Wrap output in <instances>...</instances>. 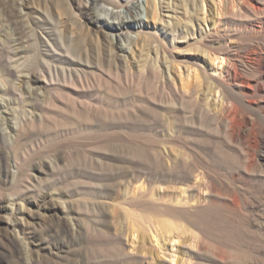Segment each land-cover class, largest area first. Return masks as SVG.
I'll list each match as a JSON object with an SVG mask.
<instances>
[{
  "label": "bare ground",
  "instance_id": "bare-ground-1",
  "mask_svg": "<svg viewBox=\"0 0 264 264\" xmlns=\"http://www.w3.org/2000/svg\"><path fill=\"white\" fill-rule=\"evenodd\" d=\"M191 1L194 5L186 16L190 25H183L179 21V15L184 14L177 9L175 0H159L153 9L151 0H145V22L139 17L140 0H65L66 4L61 1L53 4V20L42 15V18L40 16L34 22L50 42V45L40 42L35 51L32 50L31 37L23 20L14 21L18 34L17 44L13 47L5 46L0 62L5 67L4 71L9 73L15 70L10 66L14 57L26 62L32 58V63H26L21 69L26 70L25 73L19 71L16 76L26 84V93L38 87L42 90L43 98L38 99L41 92L36 93L33 96L35 102L30 103L27 110L29 115L14 125L11 124L13 113L8 104L0 102V113L3 114L0 120L10 121V135L7 136L9 143L6 146L9 151L19 145L30 146L46 139L51 128H56L63 136L73 134L77 129H92L99 133L106 128L112 140L118 141L128 131L146 130L151 137L146 148L138 147L142 142L128 139L129 146L114 147L109 151H92L80 165V177L93 181L104 176L103 169L110 171L119 167L132 170L130 177L133 183L125 190L120 203L123 211L128 216L136 217L140 224L144 222L153 226L157 222L166 231L189 227L204 233L205 217L218 215L221 211L242 214L236 204V178L247 175L255 167L264 169V131L261 132L256 149L249 147L247 125L253 123V120L246 118V110L252 107L247 98L254 96L259 99L255 108L257 116L264 120V62L259 61L257 65L251 66L243 54L234 53V46L229 44V40L241 34L229 31L227 27V30L220 29L216 22L209 32H205L198 18L197 0ZM221 2L219 0L217 3L219 11L224 6H221ZM235 2H240L248 14L260 20L258 24L251 23L250 27L245 25L251 32H258L264 38V0ZM254 3H258V6ZM232 4L234 0H228V9ZM127 6L129 17L122 13V8ZM24 7V15L28 16L26 3ZM99 11L105 12L113 20L112 23H107ZM260 16L263 19H259ZM87 23L103 28L96 34L99 42L96 46L84 36L91 32ZM187 27L194 29L188 38L189 44L197 43L196 46L209 50L211 54L219 52L222 60L226 59L228 64L234 65V70L227 67L217 75L200 70L203 81H208L206 89L219 92L223 98L222 106L215 112L203 104L196 83L191 82L183 90L173 85L169 76H165V73L169 75L173 70L172 60L176 54L169 42L180 43L179 36L184 31L190 34ZM176 34L178 37L174 39L172 36ZM177 48L181 51L183 59L180 62L184 68L188 64H197V59L201 58L198 47L191 58L185 51L186 47ZM260 58L262 56L255 52L252 59L256 61ZM114 70L146 72L124 71L119 74ZM152 70H164L161 81L164 102L157 103L151 98L133 93L122 98L121 90L134 89L140 92L141 83H154L157 74ZM250 82L251 87L248 86ZM101 88H105V92ZM246 88H250V91ZM4 91L0 87L1 96ZM47 91H52L53 97L45 95ZM202 93L204 95L205 91ZM21 97L18 95L15 100ZM123 100H129L133 106L141 103L150 105V124L146 128L138 126L135 120L129 124L121 121L119 103ZM163 103L165 106L161 105ZM185 108L190 109L192 117L188 116ZM235 119L242 121V124L236 126L233 123ZM206 127L212 129L207 130ZM1 132L6 134V131ZM220 150L226 151L238 161L231 168L232 174L229 176L213 165L223 157ZM26 190H36V185L28 181ZM15 195L5 199L11 208H1L21 212L18 207L13 208ZM35 199L42 209L55 208V205L46 203L42 191L35 194ZM118 242L117 239L113 241L114 249L118 248ZM131 258L140 264L146 261L140 255Z\"/></svg>",
  "mask_w": 264,
  "mask_h": 264
},
{
  "label": "rangeland",
  "instance_id": "rangeland-1",
  "mask_svg": "<svg viewBox=\"0 0 264 264\" xmlns=\"http://www.w3.org/2000/svg\"><path fill=\"white\" fill-rule=\"evenodd\" d=\"M61 1L66 4L65 0H0V61L5 46L13 47L17 44L18 34L14 21L23 20L25 23L33 51L40 46V42L50 45L48 38L41 33L34 22L40 16L42 18V15L50 21L53 20L51 15L53 4L56 5ZM158 1L151 0L152 9ZM191 2V0H175L177 9L184 14L179 15V21L183 25L188 23L186 16L194 5ZM25 3L28 7V16L24 15ZM217 3L219 0H197L198 18L202 21L201 28L209 32L212 24L216 22L220 29L227 27L229 31L241 34L240 37L229 40V44L234 46V53L243 54L245 61L251 66L257 65L259 61L264 62L263 35L248 29L251 23L258 24L260 20L254 19L241 3H236L235 0L229 9L228 0H222L221 6H224L221 11L217 9ZM140 5L139 17L145 22L147 7L145 0H140ZM254 5L258 6V3ZM128 7H123L122 13L129 17L126 12ZM98 8L101 9L100 6ZM224 11H227L228 15ZM99 14L107 23H112L113 20L109 19L105 12L99 11ZM261 17L259 19H263ZM87 26L91 32L85 33V38L95 46L98 45L96 34L103 28L89 23ZM187 30L190 34L184 31L179 36L180 43L169 42V46L176 54H174L175 59L172 60L173 70L169 75L165 73V76H169L170 82L183 90L191 82L196 83L203 104L210 111L215 112L222 106L223 98L219 92L206 89L208 81H203L200 70L217 75L227 67L229 70H234V65L228 64L226 59L222 60L221 55H218L219 52L211 54L209 50L196 46L197 43L189 44L188 38L194 33V29L187 27ZM172 37L177 39L178 34ZM178 46L186 47L185 51L191 55L190 58L198 47L201 58L197 59V64H188L187 68L182 67L180 60L183 58ZM215 48L219 47L215 46ZM253 52L258 53L262 58L253 60ZM26 63H32V58L26 62L14 57L10 66L16 71L7 73L0 62V87L5 90L2 96L0 94V102L8 104L12 111V125L20 122L25 115H29L27 110L29 104L34 101L33 96H36V93L41 92L37 98L40 100L43 98L42 90L40 91L38 87L26 93L24 89L26 84L16 76L19 71L25 73L26 70L21 69ZM114 71H118L119 74H123L124 71L146 72V70ZM152 71L157 74L154 83L146 81L141 83L140 92H135L134 89L121 90L122 98L133 93L151 98L157 103L164 102L161 87L164 70ZM59 81L61 82L62 79L60 78ZM250 85L252 86L251 82L248 86ZM9 89L14 91L8 92ZM246 89L250 91V88ZM101 90L105 92V88ZM204 91L205 94L202 95ZM18 95L22 97L15 100ZM45 95L53 97L52 91H47ZM247 101L252 107L246 110V118L249 121L253 120V123L247 125V144L256 149L257 141L264 131V120L257 116L255 109L259 99L249 96ZM119 105L122 122L129 124L135 120L143 129L150 124L149 104L141 103L133 106L129 100H123ZM161 105L165 106V103ZM59 106L62 107L61 104ZM185 110L188 116H193L189 108ZM2 115L0 113V116ZM233 123L240 126L242 121L235 119ZM55 129L51 128L48 133L50 135L46 139L36 141L30 146L19 145L15 150L9 151L6 146L9 143L7 136L10 135V121L0 120V264H140L131 258L136 255L146 258L143 264H264V169L262 167H255L247 175L236 178L235 185L238 189L236 204L242 214L221 211L218 215L207 216L204 233L189 227L166 231L157 222L153 226L144 222L140 224L136 221V217L128 216L123 211L120 203L125 190L133 183L130 177L132 170L119 167L110 171L103 169L104 176L93 181L80 177L82 173L80 165L92 151H109L114 147H126L129 146L128 139L142 142L138 147L146 148L151 139L146 130L128 131L125 137L121 136L118 141L112 140L106 128L99 133H95L92 129L87 131L77 129L68 136L61 135ZM206 129L211 130L212 127ZM1 131H6V134L3 135ZM121 132L124 130L121 129ZM219 152L223 157L213 165L229 176L232 174L231 168L236 166L238 161L226 151ZM234 175L238 174L234 173ZM28 181L36 185V190H26ZM179 187L183 188V186ZM38 191L45 193L46 203L55 205V208L47 210L38 207L35 199ZM11 195L16 196L13 208L18 207L21 212L1 208L9 206L5 199ZM9 207L11 208V205ZM139 218L140 216L137 217ZM116 239L119 241L118 248L114 249L112 243Z\"/></svg>",
  "mask_w": 264,
  "mask_h": 264
}]
</instances>
